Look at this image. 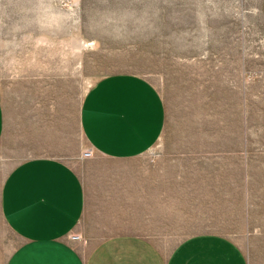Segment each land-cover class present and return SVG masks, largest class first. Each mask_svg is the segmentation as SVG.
I'll return each instance as SVG.
<instances>
[{
  "label": "rangeland",
  "instance_id": "1",
  "mask_svg": "<svg viewBox=\"0 0 264 264\" xmlns=\"http://www.w3.org/2000/svg\"><path fill=\"white\" fill-rule=\"evenodd\" d=\"M117 74L166 109L131 160L98 154L81 126L88 92ZM0 101V201L18 164L58 158L86 186L80 250L134 235L167 254L215 234L264 264V0H0ZM21 242L0 207V264Z\"/></svg>",
  "mask_w": 264,
  "mask_h": 264
},
{
  "label": "crops",
  "instance_id": "2",
  "mask_svg": "<svg viewBox=\"0 0 264 264\" xmlns=\"http://www.w3.org/2000/svg\"><path fill=\"white\" fill-rule=\"evenodd\" d=\"M164 102L145 78L117 74L98 81L86 95L81 126L93 149L107 158L131 160L160 140ZM5 112L0 101V142ZM86 186L70 164L36 157L14 167L1 190V213L22 240L7 264H248L231 240L200 234L170 253L134 235L111 237L90 252L70 241L86 210Z\"/></svg>",
  "mask_w": 264,
  "mask_h": 264
}]
</instances>
